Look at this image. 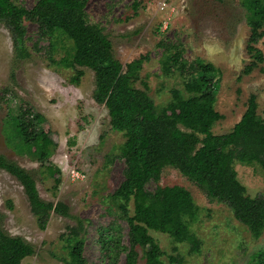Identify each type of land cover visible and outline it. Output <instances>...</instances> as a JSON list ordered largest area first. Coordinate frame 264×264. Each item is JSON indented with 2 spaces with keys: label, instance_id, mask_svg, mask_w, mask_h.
<instances>
[{
  "label": "rangeland",
  "instance_id": "1",
  "mask_svg": "<svg viewBox=\"0 0 264 264\" xmlns=\"http://www.w3.org/2000/svg\"><path fill=\"white\" fill-rule=\"evenodd\" d=\"M11 1L27 9L36 2ZM130 5L131 0H89L85 9L87 20L103 29L114 57L122 64L141 55L148 56L139 76L147 84L148 95L156 107L170 100L172 88L182 89L183 77L177 73L169 77L161 74L163 49L158 43L164 41L180 43L187 62L199 58L219 69L214 109L222 119L213 125V134L220 135L233 128L252 94L256 95L258 114L264 115V73L258 68L248 75L241 72L250 57L246 51L249 28L239 0H223L222 3L140 0L136 14ZM25 25L30 57L20 60L14 56L8 29L0 23V154L27 170L38 169V164L18 155L5 141L3 126L8 107L25 101L45 117L43 127L50 131L57 145L51 164L59 170L56 177L60 182L55 189L53 179L46 172L35 171L39 196L52 204L64 203L68 216L51 213L46 228L40 230L21 185L0 170L1 228L6 234L19 236L33 246L34 254L25 257L20 264H64L62 258L66 257V252L60 235L81 221L85 229L86 264H109L101 249L102 229L112 227L119 231L121 244L127 245V223L119 218L109 199L122 181L123 161L117 156L124 137L111 128L104 105L92 99L93 72L76 67L84 75L78 85L70 84L69 78L75 70L58 67L50 61V56L55 60L63 57L67 44L59 43L48 51L47 40L37 39L36 26L29 22ZM256 46L264 52V36ZM261 66L264 67V63ZM135 87L144 89L140 82H136ZM234 169L249 197L263 193L264 174L258 165L235 162ZM73 171L80 174V179L72 177ZM158 185L185 188L199 207L197 220L189 226L199 240L198 252L191 253L188 244L172 243L164 233L149 231L164 252L165 264L173 244L184 264H251L252 255L264 249V231L260 238L253 239L226 205L207 197L176 169L164 167L159 181L150 182L146 187L153 190ZM128 209L132 211V202ZM138 252V264H144L142 251ZM116 264H125L123 252L118 255Z\"/></svg>",
  "mask_w": 264,
  "mask_h": 264
},
{
  "label": "trees",
  "instance_id": "2",
  "mask_svg": "<svg viewBox=\"0 0 264 264\" xmlns=\"http://www.w3.org/2000/svg\"><path fill=\"white\" fill-rule=\"evenodd\" d=\"M88 1L36 0L27 9L11 0H0V23L11 35L16 59L30 57L26 22L36 26L37 39L47 40L48 51L59 43L67 44L65 55L59 60L50 56L51 63L75 70L69 78L72 85H78L84 75L76 67L93 72L92 99L104 105L111 128L124 137L117 156L123 161L122 181L109 199L119 218L127 223V245L121 244L119 231L112 227L102 229L100 244L109 264H116L121 252L125 254V264H138V250L142 251L144 264H165L164 252L149 231L164 233L172 243L188 244L191 253L198 252L199 240L189 226L197 220L199 207L189 191L176 185H158L153 190L146 187L159 181L166 166L179 171L210 199L226 205L253 239L260 238L264 231V191L249 197L234 169L235 162L255 164L264 174V115L258 114L256 95L249 96L243 115L230 131L213 134V125L222 119L214 109L219 69L199 58L187 62L180 43L160 41L161 74L169 77L177 73L183 80L182 89L172 88L170 100L156 107L148 95L147 84L139 76L148 56L141 55L127 64L118 61L103 29L88 22ZM239 5L249 28L246 51L250 59L242 75L257 68L264 73V52L256 46L264 36V0H239ZM130 7L136 14L140 0H131ZM136 82L144 89L136 88ZM45 122L41 113L22 100L15 107H8L4 120L7 146L38 164L37 170H27L0 154V170L21 185L40 230L46 228L51 213L68 216L64 203L42 200L36 186L35 171L46 172L55 189L60 182L56 177L59 170L51 164L57 145L50 131L44 129ZM60 239L66 252L64 264H86L85 229L81 221L69 227ZM174 244L167 264H184ZM33 254L31 244L2 230L0 217V264H20ZM251 264H264V249L252 255Z\"/></svg>",
  "mask_w": 264,
  "mask_h": 264
},
{
  "label": "built area",
  "instance_id": "3",
  "mask_svg": "<svg viewBox=\"0 0 264 264\" xmlns=\"http://www.w3.org/2000/svg\"><path fill=\"white\" fill-rule=\"evenodd\" d=\"M79 175H80V174H79L77 171H76V172L73 171V173H72V177H73L74 179H80V178H79Z\"/></svg>",
  "mask_w": 264,
  "mask_h": 264
}]
</instances>
